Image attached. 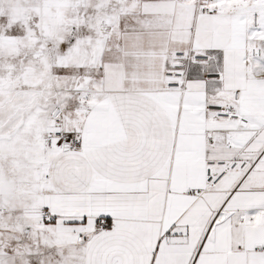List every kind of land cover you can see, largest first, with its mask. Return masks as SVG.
Masks as SVG:
<instances>
[{"label": "snow or ice", "instance_id": "6c2138e0", "mask_svg": "<svg viewBox=\"0 0 264 264\" xmlns=\"http://www.w3.org/2000/svg\"><path fill=\"white\" fill-rule=\"evenodd\" d=\"M0 264H264V0H0Z\"/></svg>", "mask_w": 264, "mask_h": 264}]
</instances>
